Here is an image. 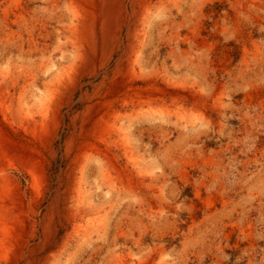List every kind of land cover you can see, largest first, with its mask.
Masks as SVG:
<instances>
[{"label": "rangeland", "instance_id": "obj_1", "mask_svg": "<svg viewBox=\"0 0 264 264\" xmlns=\"http://www.w3.org/2000/svg\"><path fill=\"white\" fill-rule=\"evenodd\" d=\"M45 1L25 54L0 0V264H264V0H207L203 67L110 74L91 114Z\"/></svg>", "mask_w": 264, "mask_h": 264}, {"label": "bare ground", "instance_id": "obj_2", "mask_svg": "<svg viewBox=\"0 0 264 264\" xmlns=\"http://www.w3.org/2000/svg\"><path fill=\"white\" fill-rule=\"evenodd\" d=\"M35 2L37 3V0H13L14 47L16 51L21 48L25 54L37 46L34 24L38 12L35 8L32 10ZM207 2L46 0L43 5L52 15L53 22L44 21L42 25L43 49L50 54L52 64L54 52L59 53L62 60L69 62L67 67L60 69L58 82H61L63 75L67 73V68L77 70L81 79L92 78L91 84H95L102 77V82L98 83L93 93L86 91L81 95V101L90 102L83 114L98 113L99 110L92 101L98 97L97 93L110 74H120L129 88L142 81L141 83L148 87L136 88L140 93L144 90L152 91L159 79L172 81L173 77L169 79L171 75L167 76L171 70H187L194 52L197 55V63L203 67ZM64 8L69 9L70 14L66 13ZM64 18L68 20V25L63 24ZM65 34H70L69 40L63 43ZM69 57L72 58L69 60ZM56 63L62 65L59 59ZM143 66L153 67V70L150 74L144 71L139 73V68L142 69ZM182 77L185 79L186 75ZM75 92L74 90L70 94V107L73 106L71 103ZM184 92L187 91L184 89ZM145 98L147 99V96ZM141 106L143 107L142 104Z\"/></svg>", "mask_w": 264, "mask_h": 264}]
</instances>
